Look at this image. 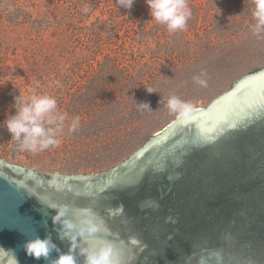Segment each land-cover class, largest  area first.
<instances>
[{"label":"rangeland","instance_id":"obj_1","mask_svg":"<svg viewBox=\"0 0 264 264\" xmlns=\"http://www.w3.org/2000/svg\"><path fill=\"white\" fill-rule=\"evenodd\" d=\"M188 5L185 30L172 33L151 18L146 0L131 9L116 0H0V160L41 174L104 172L183 113L170 112L162 96L204 108L264 69L252 0ZM201 71L206 86L193 79ZM19 91L54 96L68 122L80 117L79 129L66 126L45 151H20L4 126ZM143 103L152 111L138 109Z\"/></svg>","mask_w":264,"mask_h":264},{"label":"water","instance_id":"obj_2","mask_svg":"<svg viewBox=\"0 0 264 264\" xmlns=\"http://www.w3.org/2000/svg\"><path fill=\"white\" fill-rule=\"evenodd\" d=\"M262 76L179 114L101 173L41 174L0 160V264H49L68 252L49 205L72 219L91 210L104 228L95 238L127 250L121 264H264ZM49 236L59 253H26L27 241Z\"/></svg>","mask_w":264,"mask_h":264},{"label":"clouds","instance_id":"obj_3","mask_svg":"<svg viewBox=\"0 0 264 264\" xmlns=\"http://www.w3.org/2000/svg\"><path fill=\"white\" fill-rule=\"evenodd\" d=\"M134 0H116V4L125 9H131ZM149 6L150 16L158 24L166 26L169 32L185 30L187 21L192 12L188 0H146ZM252 17L255 23L251 26L253 35L264 38V0H252ZM90 8L85 6L84 13ZM207 73L201 71L194 81L206 86ZM58 83V82H57ZM149 93L156 92L152 88H146ZM170 112H187L191 105L181 100L176 95H171L165 101ZM12 108L14 114H10L4 121V126L17 142L20 151L39 153L50 147L60 144L59 137L63 135L67 126L68 132L72 133L80 127V117H74L68 122L67 113L58 110L57 100L47 93L37 94L35 92L27 97L19 95L13 97ZM138 109L152 111L147 103L137 105ZM57 210L52 217L55 225H60L59 235L70 241L67 253H60L57 259L50 260L49 264H79L77 257H83L82 264H121L119 250L113 242L96 239L97 232L104 230L102 222L99 221L89 209H81L75 219L69 218L68 209H61L56 205H49ZM83 241V243H81ZM25 251L28 255L39 260H48L50 252L60 250L52 243L51 237L40 239L36 237L26 242ZM219 259V257H217ZM200 264H204L201 260Z\"/></svg>","mask_w":264,"mask_h":264},{"label":"snow or ice","instance_id":"obj_4","mask_svg":"<svg viewBox=\"0 0 264 264\" xmlns=\"http://www.w3.org/2000/svg\"><path fill=\"white\" fill-rule=\"evenodd\" d=\"M262 80H264V76H262ZM114 245H115L116 248L119 250V253H120L121 259L124 260V261H126V259H127V250H126L123 246H121V245L119 244V242L116 243V244H114Z\"/></svg>","mask_w":264,"mask_h":264},{"label":"bare ground","instance_id":"obj_5","mask_svg":"<svg viewBox=\"0 0 264 264\" xmlns=\"http://www.w3.org/2000/svg\"><path fill=\"white\" fill-rule=\"evenodd\" d=\"M187 112H188V111H187ZM183 113H184V112H183ZM183 113H181V114H183ZM159 131H160V130H159ZM157 133H158V132H157ZM157 133H156V134H157Z\"/></svg>","mask_w":264,"mask_h":264}]
</instances>
